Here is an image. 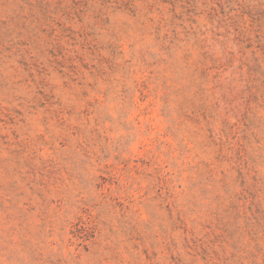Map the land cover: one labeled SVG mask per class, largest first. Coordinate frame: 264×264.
Segmentation results:
<instances>
[{
    "label": "rangeland",
    "instance_id": "1",
    "mask_svg": "<svg viewBox=\"0 0 264 264\" xmlns=\"http://www.w3.org/2000/svg\"><path fill=\"white\" fill-rule=\"evenodd\" d=\"M0 264H264V0H0Z\"/></svg>",
    "mask_w": 264,
    "mask_h": 264
}]
</instances>
